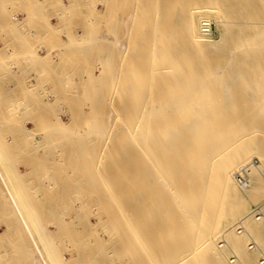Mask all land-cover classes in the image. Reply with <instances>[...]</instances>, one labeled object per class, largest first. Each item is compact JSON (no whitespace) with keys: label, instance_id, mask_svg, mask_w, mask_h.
<instances>
[{"label":"bare ground","instance_id":"6f19581e","mask_svg":"<svg viewBox=\"0 0 264 264\" xmlns=\"http://www.w3.org/2000/svg\"><path fill=\"white\" fill-rule=\"evenodd\" d=\"M101 1L106 23L114 12L117 22L130 23L125 38L117 22L111 32L122 48L131 45L133 59L131 74L115 75L112 104L104 108L97 98L90 104L87 139L93 147L83 137L85 148H75V154L89 151V169L96 147L106 159L105 169H95L105 176L97 175L99 181L93 180L97 172L73 164L78 176L80 167L88 173L79 176L87 182L83 187L72 174L82 184L75 193L83 210L68 225L87 233L73 248L75 264H108L97 260L108 241L117 243L110 249L114 264H242L227 256L226 246L233 241L241 247L246 226L264 246V200L254 207L264 197V101H230L229 88L217 89L210 71L224 70L233 82L240 76L228 72L233 65L253 70V77L264 72V0ZM104 40L109 87L112 42ZM64 215L57 218L65 228ZM251 248L241 251L243 262L264 264Z\"/></svg>","mask_w":264,"mask_h":264},{"label":"rangeland","instance_id":"374dc122","mask_svg":"<svg viewBox=\"0 0 264 264\" xmlns=\"http://www.w3.org/2000/svg\"><path fill=\"white\" fill-rule=\"evenodd\" d=\"M102 8L101 0H0V264H75L73 248L87 237L79 226L74 231L73 224L68 225L72 214L83 210L80 194L75 190L79 191L84 182L80 180L83 176H79L88 174L82 167L86 170L84 162H87L89 151L87 155L86 152L75 154V148L84 144L83 137L87 139L90 135L87 125L94 119L92 116L89 120L93 98L104 100V108L112 104L115 75L119 74L123 79L129 74L132 69L130 58L133 59L129 51L131 45L128 44V52L127 45L119 46L118 34L111 32L115 24L120 23L117 24L118 36L125 38L131 32L130 23L122 21V17L117 22L119 15L115 18L116 12L111 16L112 23L111 20L106 23ZM214 28L211 20V32ZM112 38H116V42ZM104 39L107 45L112 42V51L108 48L113 57L109 87L104 84L107 75L102 58L106 50ZM210 72L214 74L211 82L217 89L229 88L227 97L230 101H264L263 71L253 77V70L233 65L228 72L240 74L235 82L224 70L212 69ZM85 116H88V124L82 125L87 122ZM81 119H84L82 124ZM95 152L97 156L92 161L95 165L87 168L94 176L97 172L94 181L99 175L100 179L105 178L101 171H96L98 167L101 169L104 165L103 169L106 168L101 147H96ZM76 163L78 167L82 164L79 176L73 168L77 167L73 165ZM64 174L68 179H77L72 175L76 174L82 184L73 179L69 186ZM92 176L90 180L89 175L84 178L93 187H98V183L90 182ZM64 179L68 184L65 185L69 186L66 191ZM76 183L79 187L73 190V185L78 186ZM84 184L86 186L87 182ZM83 193L92 195L91 191ZM263 200L264 197L254 207ZM61 212L67 214L63 216L64 220L61 218L65 228L60 227L57 218ZM88 212L93 215L95 210ZM246 230L242 232L241 247L233 241H229V246L223 242L227 256L239 258L246 264L241 251L252 247L253 259L264 260L262 241L249 226ZM259 230L264 237V218ZM109 243L106 242L103 258L98 256L97 260L114 264L116 259L110 249L117 243H110V246ZM82 246L87 253L88 245L83 242Z\"/></svg>","mask_w":264,"mask_h":264}]
</instances>
